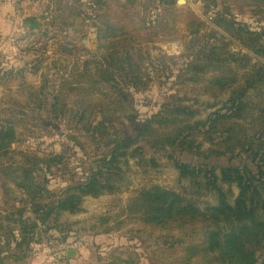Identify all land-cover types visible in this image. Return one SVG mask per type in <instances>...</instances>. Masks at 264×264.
Segmentation results:
<instances>
[{"label":"trees","instance_id":"trees-1","mask_svg":"<svg viewBox=\"0 0 264 264\" xmlns=\"http://www.w3.org/2000/svg\"><path fill=\"white\" fill-rule=\"evenodd\" d=\"M105 1L88 0L89 15H81L82 18L93 19L91 25L95 29L96 41L99 48L105 50V55L100 59L92 54L85 58L77 55L62 64V74L58 81L55 79L58 87L46 93V101L54 114L70 112L67 101L77 96L79 105L86 107L76 112L78 122L85 117L84 113L99 116L101 112L117 111L126 113L128 121H131L135 117L131 113L132 91L145 88L150 81L141 61L134 60L132 56L141 57L145 42H169L180 36L188 38L181 54H163L153 68L164 71L181 61L183 79L193 81L212 73L203 90H227L228 100L221 108L209 113L205 120L196 119L197 111L190 106L166 103L144 120V126L135 138L110 137L105 124H111V119L89 122L90 131L102 138L104 150L96 158L95 170L82 181L67 186L59 195L39 182L33 172L22 166L16 168L9 179L24 197L19 200V208H0V264L7 258L19 260L17 256L22 250L16 255L11 253V248H18L21 244L27 246L35 230L38 229L36 233L44 231L42 226L51 217L55 221L62 212L80 211L85 196L112 192L123 178L122 166H128L130 159L133 158L136 165L143 168L156 167L158 162L154 154L169 149L190 152L203 159L226 155L231 159L236 149L252 155L250 164L219 167L207 163L191 165L171 155L180 178L187 177L190 183L204 185L209 192L215 193L216 203L201 209L194 201L186 200L173 190L152 185L140 189L138 195L130 200L129 209L133 213L140 212L142 220L153 226L170 229L185 225L196 227L203 240L183 248L188 257L182 262L189 264L193 256L211 255L215 264H258V261L264 264V0L248 2L255 6L253 13L263 21L259 31L239 25L228 11H214L212 22L238 39L249 52H231L227 42L215 33L202 34L206 24L189 9L176 8L174 0H153L152 7L144 4L137 12L122 6L123 18H113L107 12ZM26 23L28 31L42 25L37 16L24 18L23 26ZM202 36L204 43L200 46L198 42ZM145 51L148 52L147 49ZM69 65L72 73L67 71ZM44 88L43 84L37 88L25 86V100L33 101L35 91L41 95ZM208 106L213 107V104ZM9 122V119L0 118V146L12 139V130L7 126ZM140 139L144 140L143 146L138 145ZM203 141L210 144L205 151H201ZM144 146L152 150V156H147ZM61 157L54 155L41 158L39 162L56 164ZM224 184L227 189L223 188ZM232 185L239 189L233 200ZM26 209L33 215L31 225L22 226L24 236L13 244V232H1L6 227L3 220L21 222ZM15 213L16 217L13 216ZM37 225L41 227L37 228ZM116 260L122 261L119 257ZM124 260L132 264L130 259Z\"/></svg>","mask_w":264,"mask_h":264},{"label":"rangeland","instance_id":"rangeland-1","mask_svg":"<svg viewBox=\"0 0 264 264\" xmlns=\"http://www.w3.org/2000/svg\"><path fill=\"white\" fill-rule=\"evenodd\" d=\"M60 1L58 4L48 6L47 10L43 9L45 11H31L27 4L18 3L13 18L11 13L10 17L6 16L8 13L3 14V18L0 16V118L10 120L7 126L13 133L10 142L0 146L2 209L9 206L20 207L19 200L24 196L9 179L11 173L20 166L33 172L37 180L44 183L55 195H59L67 186L82 181L87 174L94 171L97 165L96 158L103 152L104 147L102 138L90 131L88 123L91 121L100 118L111 119V124H105L110 137L120 135L135 138L144 126V120L166 103L190 106L197 111L196 119L205 120L209 113L221 108L228 100L227 90L222 92L215 88L203 90L212 73H206L197 81H193L183 79L181 61L176 65H170L169 69L164 71L153 68L161 55L181 54L188 38L180 36L169 42L163 40H157L156 43L145 42L142 45L141 57L132 56L134 60L141 61L150 76V81L145 88L133 90L132 99L128 98L132 100L131 113L135 115L131 121H128L126 113L117 111L101 112L99 116L84 113L85 117L78 122L76 112L86 107L79 105L80 98L77 96L75 97L77 100L71 97L67 101L70 112L54 114L46 101V93L49 94L53 88L55 91L58 87L59 83H56L55 79L58 81L62 74V64L77 55L85 58L92 54L99 59L105 55V50L99 48L96 41L95 29L91 25L93 19L81 17L82 14L89 15V10L77 6L78 3H84V0ZM105 2L107 12L113 18H123L120 9L122 6L137 12L142 10L144 4L151 7L154 4L153 0ZM248 2L249 0L208 2L184 0V3L179 4L178 0H174L176 8L189 9L206 24L202 34L215 33L218 38H223L224 42H227L228 50L231 52L249 51L238 39L231 37L212 22L214 11L219 13L228 11L229 16L239 22V25H246L259 31L263 21L253 13L255 6L249 5ZM37 12L43 17L40 18L42 25L28 31L26 29L28 23L23 26V19L35 16ZM152 13H155L153 9ZM204 36L198 42L200 46L204 43ZM262 43L264 45V38ZM217 44L219 43L216 42ZM70 70L72 68L69 65L67 71L71 72ZM42 84L45 88L42 89L41 95L35 91L33 101L25 100V86L32 85L37 88ZM108 91L113 92L112 88H108ZM212 104L213 107L208 106ZM138 145L143 146L144 140L140 139ZM208 146L210 144L203 141L201 151L207 150ZM144 151L148 157L153 155L148 147L144 146ZM54 155L62 156L56 164L39 162L41 158ZM171 155L191 165L207 163L219 167L250 164L252 153L236 149L231 159L229 155L203 159L190 152L169 149L166 152L155 153L158 165L146 168L136 165L132 158L128 161V166H122L123 178L112 192L85 196L80 211L62 212L55 221L51 217L42 226L44 231L36 233L38 229L35 230L33 239L27 246L21 244L18 248H11V253L16 255L22 250L17 256L20 257L19 260L7 258L3 260V264H127L124 259H130L132 264H187L182 262L188 257L183 248L196 245L203 240L196 227L185 225L183 228L170 229L153 226L142 220L140 212L133 213L129 209L130 200L138 195L140 189L152 185L173 190L186 200L194 201L201 209L208 204L216 203L215 193L209 192L204 185L190 183L187 177L180 178L178 171L173 167ZM251 167L255 170L254 166ZM227 187L223 185L224 189ZM231 189L233 200L239 189L235 185H232ZM28 212L26 209L21 222L3 220V226L6 227L1 232H13L15 235L11 237L13 244L24 236L22 226L31 225L33 215ZM13 216L16 217V213ZM40 227L41 225H37V228ZM68 249L76 250L77 257L68 259L65 254ZM117 257L122 261L116 260ZM189 264H215V261L211 255H198L191 257Z\"/></svg>","mask_w":264,"mask_h":264},{"label":"crops","instance_id":"crops-1","mask_svg":"<svg viewBox=\"0 0 264 264\" xmlns=\"http://www.w3.org/2000/svg\"><path fill=\"white\" fill-rule=\"evenodd\" d=\"M52 0H20L19 3H22V4H27V6L31 9V11H41L43 9L47 10L48 9V6H51V4H58L60 3L61 1H52ZM63 2V1H62ZM88 0H84V3H78L77 6L79 7H83L84 9H87L88 11ZM82 5V6H81ZM79 7H77L79 9ZM17 9V6H14L10 0H0V12H1V18L2 15H7L8 17H10V13H11V16L13 18V12ZM83 9V10H84ZM43 10V11H45ZM86 11V12H87ZM81 12V11H80ZM86 12H83V13H86ZM35 16L39 17V18H43L41 16H39V12L35 13ZM41 21V19H40Z\"/></svg>","mask_w":264,"mask_h":264},{"label":"water","instance_id":"water-1","mask_svg":"<svg viewBox=\"0 0 264 264\" xmlns=\"http://www.w3.org/2000/svg\"><path fill=\"white\" fill-rule=\"evenodd\" d=\"M178 3L179 4L184 3V0H178ZM65 254L68 259H72V258L77 257L78 252L74 249H68Z\"/></svg>","mask_w":264,"mask_h":264},{"label":"built area","instance_id":"built-area-1","mask_svg":"<svg viewBox=\"0 0 264 264\" xmlns=\"http://www.w3.org/2000/svg\"><path fill=\"white\" fill-rule=\"evenodd\" d=\"M20 0H10V2L14 5V6H18Z\"/></svg>","mask_w":264,"mask_h":264}]
</instances>
